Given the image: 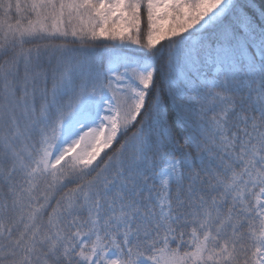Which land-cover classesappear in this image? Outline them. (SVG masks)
Returning a JSON list of instances; mask_svg holds the SVG:
<instances>
[{
  "label": "snow or ice",
  "instance_id": "obj_1",
  "mask_svg": "<svg viewBox=\"0 0 264 264\" xmlns=\"http://www.w3.org/2000/svg\"><path fill=\"white\" fill-rule=\"evenodd\" d=\"M0 264H264V0H0Z\"/></svg>",
  "mask_w": 264,
  "mask_h": 264
}]
</instances>
